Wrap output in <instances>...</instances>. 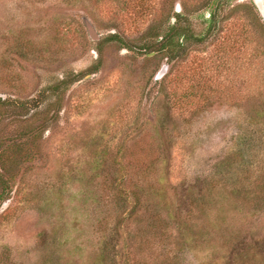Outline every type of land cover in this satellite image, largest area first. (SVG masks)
<instances>
[{
	"label": "rangeland",
	"instance_id": "obj_1",
	"mask_svg": "<svg viewBox=\"0 0 264 264\" xmlns=\"http://www.w3.org/2000/svg\"><path fill=\"white\" fill-rule=\"evenodd\" d=\"M0 264H264V8L0 0Z\"/></svg>",
	"mask_w": 264,
	"mask_h": 264
},
{
	"label": "trees",
	"instance_id": "obj_2",
	"mask_svg": "<svg viewBox=\"0 0 264 264\" xmlns=\"http://www.w3.org/2000/svg\"><path fill=\"white\" fill-rule=\"evenodd\" d=\"M211 21L213 22V19ZM174 28L175 27H172L171 30L167 33V35H166L167 37H164L161 41L157 42L158 43L157 47H160L161 50L167 49V48H172V46H174L175 42H177V45H179V46H180V44H182L180 42V40L175 41V39H176L175 35L177 34V35L181 36L182 34L180 33V31L178 32V30L175 29L176 33L174 35H172V32H174L172 30H174ZM149 46H151V45H149ZM52 90H56V88H54ZM94 202H96V201H94Z\"/></svg>",
	"mask_w": 264,
	"mask_h": 264
},
{
	"label": "water",
	"instance_id": "obj_3",
	"mask_svg": "<svg viewBox=\"0 0 264 264\" xmlns=\"http://www.w3.org/2000/svg\"><path fill=\"white\" fill-rule=\"evenodd\" d=\"M259 3H258V9L260 10L261 13H263V3L261 2V0H257ZM262 5V6H261Z\"/></svg>",
	"mask_w": 264,
	"mask_h": 264
},
{
	"label": "bare ground",
	"instance_id": "obj_4",
	"mask_svg": "<svg viewBox=\"0 0 264 264\" xmlns=\"http://www.w3.org/2000/svg\"><path fill=\"white\" fill-rule=\"evenodd\" d=\"M257 1V0H256ZM259 2L257 1V4H258ZM262 6V5H261Z\"/></svg>",
	"mask_w": 264,
	"mask_h": 264
}]
</instances>
